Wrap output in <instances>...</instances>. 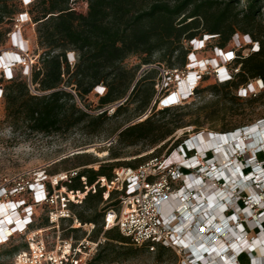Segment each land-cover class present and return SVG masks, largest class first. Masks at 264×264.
<instances>
[{
	"label": "built area",
	"instance_id": "built-area-1",
	"mask_svg": "<svg viewBox=\"0 0 264 264\" xmlns=\"http://www.w3.org/2000/svg\"><path fill=\"white\" fill-rule=\"evenodd\" d=\"M34 1L23 0L27 7ZM28 15L23 13L19 19ZM239 37L235 36V49L215 48L217 57L208 60L199 59L197 52L204 51L213 36L191 41L185 71L145 67L160 72L156 84L159 103L164 99L161 95L177 89L163 100L162 108L193 99L206 76L213 75L218 83L232 81L233 73L239 70L232 69L237 51L249 46L248 53L259 50L249 35L244 36V44ZM25 42L20 32L12 33V44L21 52L27 48ZM5 54L0 55V71L10 80L14 68L27 66L28 57L14 52L4 64L1 59ZM263 89V81L256 79L239 93L251 91L254 95ZM94 91L101 96L105 88L98 86ZM172 95L177 101L170 104L167 100ZM190 130L184 131L189 134ZM80 170L43 173L33 183L0 191V213L12 218L5 223L0 217V248L16 236H25L27 243L14 255L13 264H89L99 254L106 238L93 239L96 225L83 226L72 208L73 203H83L85 196H79L82 191L60 187ZM114 173L112 180L100 177L92 186L82 177L83 194L105 189V202L111 203L113 193L120 201L119 206L105 212L104 234L117 228L134 245L151 253L164 246L180 256L181 264H242V257L248 264H264V119L228 135L197 132L183 139L169 156L121 167ZM44 208L48 209L49 224L33 228ZM63 223H69L66 231L83 228L85 235H63Z\"/></svg>",
	"mask_w": 264,
	"mask_h": 264
},
{
	"label": "trees",
	"instance_id": "trees-1",
	"mask_svg": "<svg viewBox=\"0 0 264 264\" xmlns=\"http://www.w3.org/2000/svg\"><path fill=\"white\" fill-rule=\"evenodd\" d=\"M78 2L86 6V12L77 10L75 5ZM240 2L241 0H35L29 5L27 13L36 24L37 43L44 53L32 67L30 78L14 74L8 80L7 90H3L7 118L13 125L26 123L33 132L44 134L70 131L78 127L97 131L105 125L108 106L128 98L126 103L115 110L114 115L118 116L124 106L139 94L140 81L129 92L139 70L159 65L170 70L185 71L192 51L191 41L203 39L206 35L213 36L211 40L218 39L214 47L222 50L230 42L235 49V36H240V33L249 35L259 44V50L250 52L247 56L243 55L244 51L238 50L232 65V69H239L238 73H233L232 81L226 83H217L215 80L218 85L239 91L256 79L264 84V24L259 21L264 0H248L243 9H239ZM23 13L24 9H19L18 5L13 6L10 0H0V25L6 22L14 24L16 18H20ZM211 40L207 42V47ZM247 48L251 49L250 46ZM158 53L161 57L157 62L153 57ZM132 56L141 57L142 63L128 69L124 63ZM151 73L154 74L151 75L153 78L150 77L153 80L152 88L143 91L138 98L137 109L140 111L149 107L154 111L159 104V99L156 100V84L160 80V72L149 68L145 70L144 77ZM1 82L2 79L0 84ZM218 85L207 89L214 92L219 88ZM98 86L105 88L103 95L96 96L100 97V107L107 110L92 115L85 104L86 98ZM32 88L37 93H33ZM199 92L200 87L196 94ZM188 100L162 108L160 113L170 112ZM180 127L177 124L174 129ZM174 129L160 133L161 126H157L149 118L143 123L126 128L119 137L130 145L148 139L157 143L172 134ZM234 130L222 134L228 135ZM94 162L89 160L83 165ZM138 165L140 164L128 163L126 167ZM118 168L121 167L101 165L98 170L81 169L77 177L62 182L60 187L83 192L86 188L82 177H86L87 184L92 186L100 177L112 180L114 171ZM104 191L105 189H98L96 193L91 192L83 201L86 210L94 211L93 215L76 213L82 224L97 226L101 222L96 237L104 231L106 210L117 207L120 203L115 193L111 195V203L105 202ZM82 192L79 196L84 198L86 194ZM104 203L107 205L99 213L97 208ZM75 207L76 204L73 203L72 208ZM37 216L39 217V213ZM48 224L46 215L40 226L34 225L33 228ZM116 230L118 229L105 232L108 240L115 245L128 244L129 238L119 230V233H115ZM72 232L77 233L79 229L69 230L65 236H70ZM13 239L14 237L3 245L0 251L12 243ZM26 246L25 242L23 246L17 247L15 254ZM167 249L160 246L159 256L162 257ZM103 252L99 251L89 264L103 262ZM129 254L132 253H124ZM113 255L117 253L112 251L108 256ZM242 258L248 264L247 258Z\"/></svg>",
	"mask_w": 264,
	"mask_h": 264
},
{
	"label": "rangeland",
	"instance_id": "rangeland-1",
	"mask_svg": "<svg viewBox=\"0 0 264 264\" xmlns=\"http://www.w3.org/2000/svg\"><path fill=\"white\" fill-rule=\"evenodd\" d=\"M247 1L241 0L239 9H243ZM10 3L13 6L18 5L19 9H24V13L30 10V7H27L23 0H10ZM75 7L81 13L86 12V6L82 2L76 3ZM259 21L264 24V2ZM36 29V24L31 21L30 15L22 19L17 17L14 24L6 22L0 25V55L15 52L28 57L27 66L22 65L14 68V74L30 78L32 67L38 63L40 56L44 53V50L38 46ZM16 31L20 32L24 41H26L27 48L25 51L21 52L19 48L14 47L12 44V33ZM245 35L247 34L240 33L239 42L244 44ZM217 42L218 39L211 40L210 46L204 51L197 52L198 58L208 60L217 57L215 54L216 47H214ZM232 49H234V44L230 42L225 50ZM243 49H241L244 51L243 55L247 56L248 48ZM160 57L161 54L158 53L153 57V60L158 62ZM1 61L5 64L3 59ZM141 63V57L132 56L126 60L124 65L131 69L141 65ZM164 63L168 64L167 62ZM25 67H28V72ZM145 70L147 68L139 70L137 78L129 91L131 93L140 81L138 85L139 94L133 98V101L124 106V110L118 116L114 115L115 110L126 103L128 98L108 106L109 112L108 117L105 119V125L97 131L78 127L60 133L33 132L26 123L13 125L12 121L7 118L5 98L4 96L0 98V191L5 187L13 186V188H16L33 183L43 173L56 175L66 172V170H74V168L98 170L101 165L116 168L126 167L128 163L142 164L156 157L169 156L183 139L194 137L197 132L224 133L243 126L253 125L264 119V89L257 90L254 95L251 91H248L247 94H240L235 88H223L218 85L213 75H209L207 80L201 83L200 92L196 94L197 96L190 99V101L188 100L184 105L171 109L170 112L160 113L163 106L162 102L177 89H171V91L164 94L165 96L161 95L160 99H164L158 104L156 110L152 111V107H149L140 111L137 109L139 105L138 98H140L143 91L152 88L153 80L151 78L153 76L151 75H154L151 73L145 78ZM183 78L187 79L186 77ZM0 79H2L0 89L7 90L9 81L2 71H0ZM214 85L219 87L216 91L212 92L207 89ZM32 91L37 93L34 88H32ZM96 95L94 91L86 98L85 104L92 115L101 114L106 109L100 107V97ZM167 102L170 104L175 103L171 102L170 98ZM149 118L157 126H161L160 133L171 128L174 129L177 124H180L181 127L174 129L172 134L157 143H153L151 142L152 139H148L130 145L120 140L119 134L123 130L143 123ZM186 128L192 129L189 134L184 131ZM89 160L95 162L83 165ZM25 196L29 197L27 194ZM74 204H76L75 213L84 212L88 216L94 214L93 210L85 209L84 203ZM106 205L105 203L100 204L97 208L98 212H103V207ZM47 212L48 209L46 208L40 210L37 226H40ZM68 226L69 223H63L61 226L63 235H67L66 229ZM100 226L101 222L92 234L93 239H98L100 236L106 238V242L99 250L104 251V261L99 264H181L180 256L171 249H167L160 257L159 251L151 253L146 248L134 245L130 240L124 246L115 245L108 240V235H105L104 231L96 237L97 229ZM115 233H119L118 230ZM74 235L79 238L83 237L85 229H79V232ZM25 242V236L14 237L12 243L1 249L0 264H13L17 247L23 246ZM108 244L110 245L108 246ZM112 251L117 255L108 256ZM124 253L132 254L124 255ZM242 264H247V262L243 261Z\"/></svg>",
	"mask_w": 264,
	"mask_h": 264
},
{
	"label": "bare ground",
	"instance_id": "bare-ground-1",
	"mask_svg": "<svg viewBox=\"0 0 264 264\" xmlns=\"http://www.w3.org/2000/svg\"><path fill=\"white\" fill-rule=\"evenodd\" d=\"M11 55V53L10 54H6V55H4L3 57H2V59L4 60V62H5V64L8 62V60H10L9 59V56ZM170 101L171 102H176L177 101V96L176 95H174V96H172V98H170ZM0 217H3V218H5L4 219V221H5V223H9L10 221H11V219L12 218H10V216L8 215H5L4 213H0Z\"/></svg>",
	"mask_w": 264,
	"mask_h": 264
}]
</instances>
